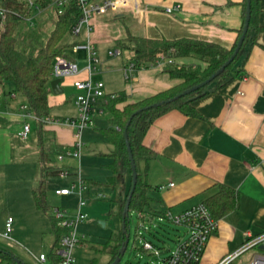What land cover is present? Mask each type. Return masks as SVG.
<instances>
[{
    "label": "crops",
    "instance_id": "1",
    "mask_svg": "<svg viewBox=\"0 0 264 264\" xmlns=\"http://www.w3.org/2000/svg\"><path fill=\"white\" fill-rule=\"evenodd\" d=\"M243 3L244 0H138L137 9L127 5L94 18L91 41L100 61L94 80L103 83L106 94L124 93L126 100L117 106L119 109L176 86L180 81L170 78L165 71L168 66L134 68L126 79L132 53L120 49L116 43L132 35L147 39L187 38L229 49L243 21ZM176 6L180 7L177 11L173 10ZM166 9L171 11L168 13ZM50 16L32 13L33 29L40 31L46 22H50ZM257 22L263 31L256 36L245 61L235 64L231 73L234 76L241 67L240 75L218 92L193 102L203 119L171 111L155 120L143 138L144 146L155 154L147 163L139 162L141 178L151 187L146 193L148 215L165 211L178 214L193 205L204 204L208 197L217 193L219 185L239 193L238 208L218 220V230L209 238L199 264H218L229 255H226L229 243L239 235L241 241L235 250L245 241L247 234L254 237L264 233V0H259ZM76 40L83 42L84 38L79 36ZM111 51L119 53L109 56ZM172 65L204 67L192 58L172 60ZM79 78H86V74L81 73ZM11 86L12 89L5 93L4 83L0 84V108L1 104L4 108H11L0 109V166L10 164L15 151L19 153V161L22 160L20 154L30 151L41 164L38 145L29 149L28 145L22 146L24 141L18 137L22 128L19 106L25 102L20 95L13 94ZM69 90L73 103L76 91L71 84ZM55 102H65V97L56 98L50 91L48 105ZM35 124L37 126V122ZM42 129L46 157L52 149L70 148V129L44 124ZM16 142L21 146H16ZM126 174L124 172L119 177ZM16 210L19 214L20 209ZM8 218L12 219L11 216ZM8 253L12 256L11 263L28 264L19 254ZM45 255L47 260L43 264H54L49 253ZM32 257L40 264L35 256ZM9 263L3 261L1 264Z\"/></svg>",
    "mask_w": 264,
    "mask_h": 264
},
{
    "label": "trees",
    "instance_id": "2",
    "mask_svg": "<svg viewBox=\"0 0 264 264\" xmlns=\"http://www.w3.org/2000/svg\"><path fill=\"white\" fill-rule=\"evenodd\" d=\"M31 1L34 9L27 6L26 0H0V6L8 11L4 26L0 29V84L11 83L13 94L20 95L30 112L37 119H41L49 115L48 95L50 94L49 82L51 81L50 74L53 61L56 57L68 58L65 51L73 46L69 31L79 13L73 2L68 4L63 15L55 17L52 29L45 41H40L41 36L38 29L27 27L23 31L20 26L22 21L32 14L33 10L49 8L53 0ZM243 7L245 13V0ZM258 14L259 0H250V19L243 43L234 60L218 77L205 87L159 108L143 110L154 103L170 99L185 89L197 85L220 68L236 46L242 31L243 21L236 33L235 41L229 49L215 43L187 38L174 40L147 39L132 35H128L126 40L116 43L120 49L132 53L131 63L136 69L154 67L160 57L172 60L192 58L204 65V67H177L170 64L165 71L170 78L179 80V84L138 102L127 103L121 109L117 106L125 102L124 93L115 94L112 99L107 98L105 110L109 116L108 127L99 130L112 148L110 153L105 155L111 160L108 168L112 173L106 184L113 185L116 176L124 172L130 175V166L123 140V131L126 129L127 140L137 172L136 185L131 196L128 213L129 211H136L139 214H144V210L149 207V199L146 193L151 187L141 178L139 171V162L147 163L155 156L154 152L143 144V138L147 130L155 120L171 111H177L185 117L203 119L194 108L193 102L207 94L218 92L221 88L230 84L235 76L240 75L241 67L235 71L234 76L231 74L234 65L239 61H242V63L245 61L250 48L255 44L256 36L263 31V28L257 22ZM43 142L42 123L37 121V145L40 149L42 178L39 185L32 190L31 195L35 208L46 215L44 177L55 176L59 172L51 170L47 166L48 159L43 153ZM238 201L239 193L237 190L219 185L217 193L208 197L204 204L213 217L219 220L235 211L238 208ZM123 206L120 212L121 215ZM49 220L54 235L49 255L53 263L56 264L58 258L54 250L58 246V240L62 232L56 227V223L51 216ZM127 222L126 220V226ZM124 239L125 234L120 230L105 244L104 250L106 249L111 255L109 263L117 256ZM11 260L8 253L0 250V264L3 261L11 262Z\"/></svg>",
    "mask_w": 264,
    "mask_h": 264
},
{
    "label": "rangeland",
    "instance_id": "3",
    "mask_svg": "<svg viewBox=\"0 0 264 264\" xmlns=\"http://www.w3.org/2000/svg\"><path fill=\"white\" fill-rule=\"evenodd\" d=\"M32 13L33 15L37 13L51 15L50 22H46L40 29V41H45L52 29L55 13L51 7L45 10H33ZM20 27L24 31L27 28V22L23 20ZM65 52L71 59L79 62V67L83 66L84 51L72 52L67 49ZM71 82L70 78H64L60 82L62 93L55 97H65V102H55L50 106L47 116L50 120L58 121L76 116V109L70 99L72 97L69 98ZM11 87V83L5 82L3 87L5 93L10 91ZM18 97L20 96L16 98ZM1 105V110L8 108ZM102 110L101 114L95 115L94 126L82 132L83 146L79 165L67 156H64L62 160L57 159L69 148L52 149L47 153V164L52 168L51 170H67L70 175L44 177L46 215L35 208L31 195L32 190L39 185L42 178L39 158L31 156L29 151L20 154L22 160L19 161V153L15 151L12 153L11 163L7 166H0V233L4 229L6 218L11 216L14 219L11 224V240L0 237V250L19 254L18 256L24 263L38 264L32 256L37 258L39 253L48 254L54 241L49 220L51 209L55 207L71 214L74 213L77 204L76 190L66 197L56 196L54 190L70 188L79 176L86 186L82 191V199L85 202L83 213L86 214V219L79 224L78 232L85 236V241L73 250L74 264H109L111 255L104 248L107 241L121 230L120 212L129 190L130 175L127 173L123 178L117 175L113 185H106V180L112 173L108 168L111 160L105 154L111 147L99 131L108 127L107 112L105 109ZM27 122L31 130L27 139L22 142V146L28 145L31 149L37 145V126L36 121L27 120ZM15 141H13L14 145ZM16 146L20 147V142H16ZM98 194H103L105 198H98ZM25 201L27 204H24ZM17 208L20 209L19 214ZM148 212L149 208H146L145 217L148 216ZM140 215L136 211L128 213L125 235L129 238L117 264H161L183 235V228L180 226L167 221H159L156 216L149 220L141 219ZM144 241L151 243L155 250L160 252L167 250L168 252L156 256L149 251H144L142 250ZM239 241H241V235L229 243L226 255L235 250L240 244ZM261 253L258 247L251 248L230 264H249L255 255Z\"/></svg>",
    "mask_w": 264,
    "mask_h": 264
},
{
    "label": "built area",
    "instance_id": "4",
    "mask_svg": "<svg viewBox=\"0 0 264 264\" xmlns=\"http://www.w3.org/2000/svg\"><path fill=\"white\" fill-rule=\"evenodd\" d=\"M71 2L74 3L79 15L69 31V37L73 45L70 50L72 52L78 50L84 51V66L80 69L78 62L74 61L69 56L68 58L56 57L53 61L50 80L60 79L62 81L64 78H73L71 86L76 91L73 100L76 116L58 121L50 120L47 117L37 119L30 112L25 103L21 104L19 106V112L21 113L19 116L22 120V128L18 133V137L22 141L27 139L31 130L27 120L39 121L44 125L53 127L68 128L72 131L70 148L65 153L60 154L57 159L62 160L64 156H67L72 158L79 165L83 146L82 132L94 126V117L96 114H101L103 111L102 109H105L107 98L112 99L115 97L114 94L105 93L104 85L101 81L94 80V76L97 73V66L100 65V61L91 41V34L93 31L92 20L107 13L116 12L127 5H132L137 9L138 0H53L50 7L58 17L63 15L66 6ZM26 3L29 8L34 9L31 0H26ZM179 8V6H176L173 10L177 11ZM170 11V9H166V12L169 13ZM7 13L8 11L0 6V29L4 26ZM24 20L27 22L29 28H33L35 22L30 16ZM79 36H83V42H78L76 40ZM118 53L119 51H111L108 55L114 56ZM170 64H172V59L160 57L156 66L160 65L166 67ZM132 69H134V67L131 63L125 72L126 79L129 76L128 73ZM83 72L86 74V78L80 79L79 75ZM11 96L14 97V95ZM58 172V175L61 176L70 175L67 170H59ZM77 177V181L74 182L70 188H57L54 190V194L59 197L68 196L76 190L78 197L74 213L69 214L66 210H59L55 207L50 211V216L55 221L56 227L62 232L58 240V246L54 250L58 258L56 264H74L75 259L73 250L85 241V236L78 232V226L86 219V214L83 213L85 202L82 199V191L85 190L86 186L84 181L80 179L79 176ZM169 186H172V184H169ZM97 196L100 199L105 198L103 194H98ZM145 216V214H141L140 218L149 220L156 216L159 221H167L183 228V235L178 239L176 246L169 252L168 256L161 264H199L209 238L218 230V220L213 217L209 209L203 203L193 205L178 214L165 211L158 215ZM11 224L12 219H6L4 230L0 234L2 238L10 239ZM255 247H258L262 253L255 255L249 264H264V233L254 237H250L247 234L244 243L233 253L224 257L218 264H230L242 253ZM142 250L149 251L156 256L168 252L167 250L163 252L155 250L151 243L147 241H144ZM36 260L40 264H43L46 262L47 256L45 254H40L37 256Z\"/></svg>",
    "mask_w": 264,
    "mask_h": 264
},
{
    "label": "water",
    "instance_id": "5",
    "mask_svg": "<svg viewBox=\"0 0 264 264\" xmlns=\"http://www.w3.org/2000/svg\"><path fill=\"white\" fill-rule=\"evenodd\" d=\"M249 19H250V0H245V13H244V20H243V27H242L241 34H240V36H239V38L237 40L236 46H235L232 54L221 65V67L218 68L207 79L203 80L202 82L198 83L197 85H194V86H192V87H190L188 89H185L184 91H182L181 93L175 95L174 97H172L170 99L154 103L151 106L144 108L143 110H148L149 108H159V107H161L163 105L170 104V103L176 101L179 98L187 96V95H189V94H191V93H193V92L205 87L210 82H212L216 77H218L222 73V71L236 57V55H237V53H238V51H239V49H240V47H241V45L243 43L244 37L246 35ZM60 82H61L60 79H54V80L49 82L50 91L54 95H58V94L62 93V89L59 86ZM123 140H124L125 149H126V153H127V157H128V161H129L130 177H131L130 189H129V192H128L127 197L125 199L124 206H123V209H122V215H121V230L125 234L126 233V231H125L126 230V220L128 221V207H129L131 196L133 194V191H134V188H135V185H136L137 172H136L135 164H134V161H133V158H132V154H131V150H130V147H129V143H128V140H127L126 129L123 131ZM128 238H129L128 235H125V239H124L123 243L121 244V247H120V249L118 251L117 256L109 264H117L119 262V259H120L121 255L123 254V252L125 250V246H126V244L128 242Z\"/></svg>",
    "mask_w": 264,
    "mask_h": 264
},
{
    "label": "bare ground",
    "instance_id": "6",
    "mask_svg": "<svg viewBox=\"0 0 264 264\" xmlns=\"http://www.w3.org/2000/svg\"><path fill=\"white\" fill-rule=\"evenodd\" d=\"M56 16V15H55ZM57 17V16H56Z\"/></svg>",
    "mask_w": 264,
    "mask_h": 264
}]
</instances>
